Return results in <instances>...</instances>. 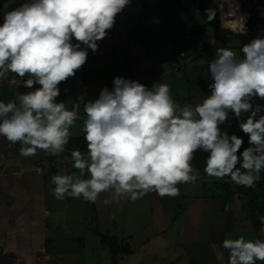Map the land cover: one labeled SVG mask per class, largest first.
Here are the masks:
<instances>
[{
    "label": "clouds",
    "instance_id": "1",
    "mask_svg": "<svg viewBox=\"0 0 264 264\" xmlns=\"http://www.w3.org/2000/svg\"><path fill=\"white\" fill-rule=\"evenodd\" d=\"M131 2L4 0L0 81L11 74L16 89L28 91H16L8 102L0 100V137L19 144L25 158L39 152L60 156L71 129L82 120L86 154L71 151L78 171L50 178L52 195L61 201L71 197L94 203L105 192H112L105 204L124 196L136 201L150 192L177 197L178 185L200 178L192 165L197 151L208 154V177L254 187L264 172V104L255 103L264 101V37L244 43L239 53L217 48L208 64L209 94L195 105L177 102L162 80L148 87L121 76L114 77L111 89L103 87L98 98L79 96L70 107L58 100L60 85L75 77L87 62L88 50H98V42ZM205 14L211 22L216 9ZM246 32L242 23L237 34ZM233 119L247 136V147L242 136L222 129ZM260 223L264 234V216ZM222 247L229 254L228 264L264 262V239H233L229 233ZM20 261L35 264V257L18 253Z\"/></svg>",
    "mask_w": 264,
    "mask_h": 264
},
{
    "label": "crops",
    "instance_id": "2",
    "mask_svg": "<svg viewBox=\"0 0 264 264\" xmlns=\"http://www.w3.org/2000/svg\"><path fill=\"white\" fill-rule=\"evenodd\" d=\"M2 22L1 18L0 23ZM118 44L121 46L118 53L122 56L116 63L113 60L116 57L113 50L117 47L114 46L112 36L108 35L99 41L95 53L88 50L85 65L77 71L75 77L61 84L63 90L60 87L61 95L58 100L64 101L70 107L79 96H83L85 100L95 99L103 87L111 89L113 81H108V71L115 68L126 70V62L132 47L124 45L121 41ZM109 48H112L111 53H115L112 54L113 59L104 66L97 63L96 55L108 51ZM140 54L143 52L133 57ZM151 66L143 71L149 72ZM127 77L126 75L125 78ZM11 80L10 74L8 79L0 81L2 101L12 100L16 91H28L23 87L16 89ZM80 114H83V106ZM77 125L82 127V120ZM72 135H82L81 128ZM19 147V144L13 145L0 137V264H17L18 253L35 257V264H89L95 253H89L90 249H87L89 245L92 249H97V256L99 255L97 251L103 247L99 251L110 264L145 263L142 255H139L140 252L131 248L130 253L119 252L115 258L112 257L111 251L101 243L94 230L91 233L95 236V243L90 244L91 237L89 239V236L82 232L81 211H76L73 204H67L65 199L69 197L62 201L53 197L54 185L51 184L50 178L54 174H59V169L54 166L61 163L73 165L71 151L79 150L78 148L67 145L65 152L60 156L39 152L36 156L25 158L20 156ZM193 167L195 168L194 165ZM68 170L75 171L74 168ZM217 180L200 176L196 183L190 185L197 190H183L184 206L176 217L170 220L166 229L169 231L167 239L170 245L175 247L173 252L176 253L179 248L182 254L176 253L170 259L166 255V249L155 247L156 244L159 246L164 244L154 242L149 251L154 258L153 264H167V258L170 260L168 264H192L191 260L195 256L205 257L214 264H228L229 254L222 247V241L227 234L230 233L234 239L233 234L250 231L258 238L264 239V235L253 227L249 219L242 193H223L219 198L215 197L218 192L215 184ZM208 183L212 190L205 192ZM164 241L167 242L166 239ZM20 264L24 262L20 261ZM257 264L264 262L258 261Z\"/></svg>",
    "mask_w": 264,
    "mask_h": 264
},
{
    "label": "rangeland",
    "instance_id": "3",
    "mask_svg": "<svg viewBox=\"0 0 264 264\" xmlns=\"http://www.w3.org/2000/svg\"><path fill=\"white\" fill-rule=\"evenodd\" d=\"M137 10V7L127 6L120 14L117 15L116 22L113 27L115 32L120 35L116 34L117 36L113 37V42L117 46V50H113L116 53V57L113 59L112 54L115 53H111L112 48H109L108 51H102L96 55L97 63L104 66L105 64H108L111 59H113L115 63L119 62L122 55L118 53V48L121 47L118 46V43L121 41L125 44V30L130 24V18L133 19L134 17L135 19ZM205 10L206 9L198 10L197 21L207 25L210 34V42L211 44H215V50L220 47H229L239 53V49L243 41L242 35L233 34L227 29L216 30L215 25L218 21L217 15L215 16V19L208 22ZM259 35L260 37H264V27L260 30ZM143 50V47L138 48L132 46L126 62L127 65H131L130 69H108V81H113L114 77L117 76L125 78L127 75L128 77L126 79L130 78L131 80H138L142 84L146 81L147 84L144 85L151 87L154 82L162 80L171 86L172 96L177 102L180 104H191V101L188 98V87L184 81L185 76L182 68L183 62L175 61L174 57L163 59L169 55L170 50L160 44L159 46H153L150 54H140L137 59V63L131 62L133 56L143 52ZM150 65H152L150 67L151 70L149 72H144L143 70ZM60 87L63 90V86L61 85ZM81 116H83V114H81ZM78 123L79 121H77L75 129H73L72 133L78 132V130L82 128L77 125ZM71 165L67 166L66 164L61 163L60 165H56L54 167L59 169V174H70L72 171H69L68 169L73 168V165ZM77 171L78 170L75 169L74 172ZM190 185H192V183L178 185L181 194L177 197H160L155 192H150L143 198L136 201H132L127 196H124L112 200L109 204H105L104 201L106 199H112V192H105L101 193L99 198L94 203L85 201L83 198L75 199L69 197V199L65 200L67 201V204H73L76 207V211H81L83 215L82 232L83 234L88 235L89 239L91 237V240H89L90 244L95 243V236H92L91 232L95 227H98L102 233L116 235L120 241L128 243L129 248L136 250L138 253L140 252L139 255H142L141 257L145 260L144 264H153L154 258L151 257L152 255H150L149 251L154 246V242H161L164 244L161 246L156 244L155 247L166 249V255L169 256L168 258L170 259L176 253L182 254V250L179 248H177V252L174 253L175 247L170 245L169 239H167L169 238V231L166 229L169 227L170 220L176 217V215L182 210L181 207L184 206L182 196L183 190H197L196 188L190 187ZM211 190L212 187L208 183L206 185L205 192ZM84 231L86 233H84ZM233 235L235 238L240 235H243L246 239L254 240L258 238L254 232L250 231H245L242 234L235 233ZM165 239L167 242L164 241ZM143 247L145 250H143ZM87 249H90V254L95 252L94 257L91 258L89 264H110L105 261V255H102L99 251L100 249H103V247H100L97 251V254H99L98 256L96 255L97 249H92L90 245ZM163 257H165V255ZM168 258L167 262L169 263L170 260H168ZM191 262L192 264H214L213 262L208 261L205 257L200 256L193 257Z\"/></svg>",
    "mask_w": 264,
    "mask_h": 264
},
{
    "label": "trees",
    "instance_id": "4",
    "mask_svg": "<svg viewBox=\"0 0 264 264\" xmlns=\"http://www.w3.org/2000/svg\"><path fill=\"white\" fill-rule=\"evenodd\" d=\"M21 2L23 0H17V3ZM249 2L264 4V0H249ZM3 3L4 0H0V5ZM129 6L137 7L138 10L135 19L134 17L130 18V24L125 30L124 45L143 47L145 55L151 53L153 46L160 44L167 47L170 53L163 59L174 57L175 61L183 62L182 68L185 76L184 81L188 87V98L192 105L200 103L209 94L208 83L212 81L208 72V64L215 57L216 52L215 44L210 42L207 25L197 21L198 10L208 9V7L197 6L195 0H132ZM1 18L2 16H0ZM215 26L216 30L221 29L219 21ZM260 30L256 26V17L253 16L246 34L242 35L243 41L240 48L253 38L260 37ZM116 34L119 35L114 29L108 33L112 37L117 36ZM182 51H184V55L180 54ZM138 57L137 55L133 57L131 62H136ZM130 67L131 65H126L125 68L128 70ZM255 103L264 104V101L256 100ZM224 128L229 133L234 132L238 136H242L245 140L244 146H248L247 136L239 130L234 119L231 121L230 127L224 125L222 129ZM68 146L76 147L84 153L87 151L83 134L71 137ZM207 155L203 151H197L192 163L199 170L202 178H214L208 177L204 173ZM215 184L216 190H218L215 197L219 198L223 193H242L249 219L253 227L261 233L260 216H264V172L261 173V179L251 188L237 185L227 177L223 180L218 179ZM94 232L98 235L101 243L109 248L112 257L115 258L119 252L130 253L128 243L120 241L116 235L102 233L98 227L94 228Z\"/></svg>",
    "mask_w": 264,
    "mask_h": 264
},
{
    "label": "built area",
    "instance_id": "5",
    "mask_svg": "<svg viewBox=\"0 0 264 264\" xmlns=\"http://www.w3.org/2000/svg\"><path fill=\"white\" fill-rule=\"evenodd\" d=\"M195 3L197 6L205 5L208 8H215L219 27L227 29L233 34L238 33L242 23L248 30L249 22L253 16L256 17L257 28L264 27V4L262 3H250L249 0H195ZM241 18L243 19L241 20ZM233 25H235L236 31H233ZM180 54L184 55V51Z\"/></svg>",
    "mask_w": 264,
    "mask_h": 264
}]
</instances>
